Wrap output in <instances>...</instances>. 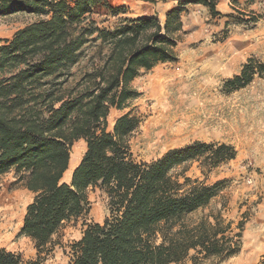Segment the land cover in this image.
<instances>
[{
    "label": "trees",
    "instance_id": "trees-1",
    "mask_svg": "<svg viewBox=\"0 0 264 264\" xmlns=\"http://www.w3.org/2000/svg\"><path fill=\"white\" fill-rule=\"evenodd\" d=\"M176 1L164 23L156 16L125 18L109 28L98 21L99 12L117 19L127 9L107 0H0V16L23 11L40 18L0 39V192L1 179L15 171L34 195L21 235L39 254L65 224L86 219L89 193L96 189L106 194L110 215L103 223L84 221L71 264H181L189 258L205 264L241 253L243 222L234 228L221 213L190 221L218 197L222 182L210 187L183 172L173 174L193 162L210 173L236 158L232 146L195 142L150 164L133 158L131 138L142 121L126 112L140 96L132 83L141 72L175 61L187 33V5L224 17L217 10L221 0ZM246 1L250 6L264 0ZM261 19L250 12L246 24L255 27ZM263 71L264 64L250 59L224 89H243ZM114 110L122 114L109 130ZM79 141L86 152L66 183ZM0 264L25 263L0 248Z\"/></svg>",
    "mask_w": 264,
    "mask_h": 264
},
{
    "label": "rangeland",
    "instance_id": "rangeland-1",
    "mask_svg": "<svg viewBox=\"0 0 264 264\" xmlns=\"http://www.w3.org/2000/svg\"><path fill=\"white\" fill-rule=\"evenodd\" d=\"M173 1L107 0L114 8L125 7L127 14L111 19L101 11L97 19L106 21L103 27L109 28L125 18L156 16L164 23L171 5H175ZM233 1L228 4L230 10L224 6L228 13L216 22L213 18L206 20L201 12L191 18V12L185 10L182 21L187 33L180 37L175 61L141 72L132 83L140 96L130 102L126 112L134 111L142 121L131 138L137 163L156 162L168 151L195 142L226 144L236 150L234 160L210 173L203 170L200 162H193L173 174L183 172L192 181L210 187L222 182L218 197L193 214L190 221L221 213L234 223V228L240 222L245 224L241 253L205 264H264V71L243 89L232 93L224 89L225 82L239 75L250 59L264 64V1L250 6L246 0ZM250 12L262 17L255 27L246 24ZM39 19L23 11L0 16V39H11ZM225 36L228 39L223 41ZM121 114L112 111L109 130ZM74 152L82 159L86 143H75L72 155ZM33 198L17 181L15 171L1 179L0 248L20 255L25 264H71L73 245L82 238L84 221L103 223L110 215L106 194L100 189L90 191L91 206L86 219L65 224L52 244L39 254L33 242L21 235L26 208ZM181 264L193 262L189 258Z\"/></svg>",
    "mask_w": 264,
    "mask_h": 264
},
{
    "label": "crops",
    "instance_id": "crops-1",
    "mask_svg": "<svg viewBox=\"0 0 264 264\" xmlns=\"http://www.w3.org/2000/svg\"><path fill=\"white\" fill-rule=\"evenodd\" d=\"M230 1L231 0H221L220 1V3H219V5L217 6V10H218V12H220L222 15H226L227 13H228V10L227 9H229V6H228V4L230 3ZM243 0H239V2H242ZM173 3L175 4V5H171V7H170V9L168 10V11H170V10H172V9H174V8H177V6H178V1H176V0H174L173 1ZM227 8V9H225V7ZM230 6H233L232 4H230ZM188 11H190L191 12V18H194V17H196V15H197V13L198 12H201V13H203V14H205L206 15V20H209V19H212L213 17L209 14V10L207 9V8H205L204 6H202V5H199V4H189V6L186 8ZM230 10V9H229ZM184 18V17H183ZM218 18H220V17H216V18H213V20H214V22H216L217 20H218ZM184 21V20H183Z\"/></svg>",
    "mask_w": 264,
    "mask_h": 264
},
{
    "label": "bare ground",
    "instance_id": "bare-ground-1",
    "mask_svg": "<svg viewBox=\"0 0 264 264\" xmlns=\"http://www.w3.org/2000/svg\"><path fill=\"white\" fill-rule=\"evenodd\" d=\"M80 161H81V157L78 156L77 152H74L72 155L70 168L64 176V181L71 182L72 174H73L75 168H77V166L79 165Z\"/></svg>",
    "mask_w": 264,
    "mask_h": 264
}]
</instances>
